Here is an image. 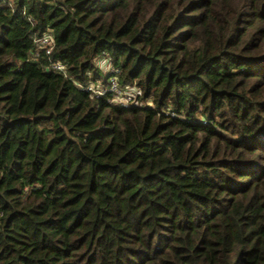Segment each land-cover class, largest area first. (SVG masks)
<instances>
[{"label": "trees", "instance_id": "obj_1", "mask_svg": "<svg viewBox=\"0 0 264 264\" xmlns=\"http://www.w3.org/2000/svg\"><path fill=\"white\" fill-rule=\"evenodd\" d=\"M0 264H264V0H0Z\"/></svg>", "mask_w": 264, "mask_h": 264}, {"label": "built area", "instance_id": "obj_2", "mask_svg": "<svg viewBox=\"0 0 264 264\" xmlns=\"http://www.w3.org/2000/svg\"><path fill=\"white\" fill-rule=\"evenodd\" d=\"M34 54L35 60L39 59L41 55L49 56L54 47V38L50 32L34 37ZM50 69L59 71L65 74V67L62 63L55 61L51 62ZM92 96L100 97L111 94V101L122 105L139 104L136 95L138 90L131 85H122L118 80V70L108 63L106 81L90 82L85 87Z\"/></svg>", "mask_w": 264, "mask_h": 264}, {"label": "rangeland", "instance_id": "obj_3", "mask_svg": "<svg viewBox=\"0 0 264 264\" xmlns=\"http://www.w3.org/2000/svg\"><path fill=\"white\" fill-rule=\"evenodd\" d=\"M101 62V57L98 58V63ZM108 61L105 58L102 59V63L100 64V69L102 70L103 77L107 74Z\"/></svg>", "mask_w": 264, "mask_h": 264}]
</instances>
